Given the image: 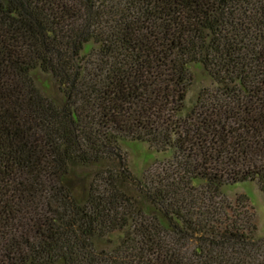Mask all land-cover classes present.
<instances>
[{
  "label": "trees",
  "instance_id": "1",
  "mask_svg": "<svg viewBox=\"0 0 264 264\" xmlns=\"http://www.w3.org/2000/svg\"><path fill=\"white\" fill-rule=\"evenodd\" d=\"M136 144L169 160L138 176ZM243 182L264 0H0V264H264Z\"/></svg>",
  "mask_w": 264,
  "mask_h": 264
},
{
  "label": "rangeland",
  "instance_id": "2",
  "mask_svg": "<svg viewBox=\"0 0 264 264\" xmlns=\"http://www.w3.org/2000/svg\"><path fill=\"white\" fill-rule=\"evenodd\" d=\"M38 86L46 93H51L52 88L46 89L47 83L45 77L38 76ZM209 86V81L200 71H196L195 83L191 87L188 94L189 104H191L197 93L205 87ZM125 157L130 169L136 175H141L142 172L149 169H155L158 164H163L169 160V155L161 156L149 151L146 145L136 144L134 146H125ZM160 162V163H159ZM152 169V170H153ZM223 194L231 201L235 202V199L239 195H244L247 198V210L252 215V222L256 227L254 237L264 239V196L258 189L255 182H243L233 185H225L222 188Z\"/></svg>",
  "mask_w": 264,
  "mask_h": 264
}]
</instances>
